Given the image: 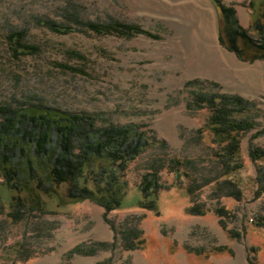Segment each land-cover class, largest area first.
I'll return each mask as SVG.
<instances>
[{
  "label": "rangeland",
  "instance_id": "1",
  "mask_svg": "<svg viewBox=\"0 0 264 264\" xmlns=\"http://www.w3.org/2000/svg\"><path fill=\"white\" fill-rule=\"evenodd\" d=\"M221 1L234 5L240 24L251 28L257 11L250 0ZM222 20L214 0H0V105L84 112L100 125H137L156 134L166 146L155 144L132 162L127 177L135 188L158 158L179 159L185 171L181 187L174 172L161 171V181L175 186L160 192L159 213L137 207L135 189L107 216L89 200L64 198L51 202L52 212L16 222L0 211V264H264V193L255 197L257 166L249 155L252 146L264 147V59L241 60L223 45ZM114 22L139 31L90 26ZM16 30L39 51L14 57L6 38ZM194 90L255 103L256 124L242 136L243 168L235 175L241 199L218 196L215 182L198 187L217 170L204 128L208 113L188 106ZM192 180L205 215L187 212ZM137 231L144 246L125 249V238ZM77 245L96 251L69 255ZM223 246L228 249L217 250Z\"/></svg>",
  "mask_w": 264,
  "mask_h": 264
},
{
  "label": "trees",
  "instance_id": "2",
  "mask_svg": "<svg viewBox=\"0 0 264 264\" xmlns=\"http://www.w3.org/2000/svg\"><path fill=\"white\" fill-rule=\"evenodd\" d=\"M214 1L223 19L221 43L241 60L264 59V0H250V7L257 11L251 28L240 24L234 5ZM90 26L103 33L118 31L132 34L139 31L136 26L118 22L101 27L97 24ZM22 32L12 31L6 38L9 50L16 58L39 51V46L22 37ZM240 42L254 51L252 55L244 51ZM57 64L70 71L87 73L80 67ZM191 100L189 107L193 104L199 110L206 109L208 115L204 128L211 134V142L215 145L209 147L217 172L211 177L205 176L204 183L198 187L215 182L218 196L241 199L243 188L235 175L243 168L242 136L256 124L255 103L237 94L197 90L193 91ZM156 138V134H150L137 125L113 122L100 125L98 117L84 112L69 113L48 106L15 108L0 105V211L16 222L34 213L52 212L51 202L57 200L61 204L60 200L64 198L79 203L89 200L102 206L107 216L122 209L126 198L135 189L140 194L136 206L159 213L160 192L175 186L161 181V171L169 168L178 177L176 186L181 187V176L185 174L183 162L171 158L166 164V159H156L136 188L127 177L130 165L145 150L156 145L166 146L165 140ZM249 155L257 166L255 197H259L264 193V147L252 146ZM194 180L186 187L191 200L187 212L205 215L208 209L196 202ZM218 212L220 215L226 213L221 208ZM221 223L225 226L223 221ZM142 237L141 231L128 235L124 248H141L146 242ZM98 245L100 248L109 247L105 242ZM226 249L223 246L217 250ZM95 251H83L77 245L69 255H88Z\"/></svg>",
  "mask_w": 264,
  "mask_h": 264
}]
</instances>
